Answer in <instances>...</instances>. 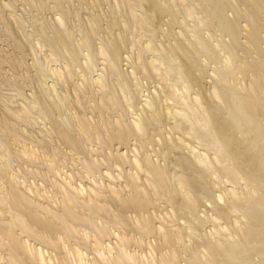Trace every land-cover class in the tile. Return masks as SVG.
<instances>
[{
	"label": "bare ground",
	"instance_id": "6f19581e",
	"mask_svg": "<svg viewBox=\"0 0 264 264\" xmlns=\"http://www.w3.org/2000/svg\"><path fill=\"white\" fill-rule=\"evenodd\" d=\"M0 264H264V0H0Z\"/></svg>",
	"mask_w": 264,
	"mask_h": 264
}]
</instances>
